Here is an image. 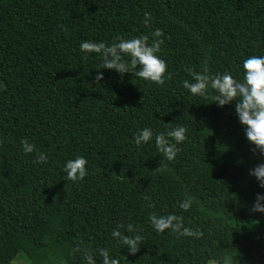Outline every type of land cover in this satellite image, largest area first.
I'll use <instances>...</instances> for the list:
<instances>
[{
	"label": "trees",
	"instance_id": "1",
	"mask_svg": "<svg viewBox=\"0 0 264 264\" xmlns=\"http://www.w3.org/2000/svg\"><path fill=\"white\" fill-rule=\"evenodd\" d=\"M157 28L164 86L100 69V54L80 50L140 36L151 45ZM251 56H264V0H0V264H86L77 247L97 264L101 248L120 264H264V213L251 211L264 188L249 175L264 156L235 102L221 108L214 90L205 99L183 87L195 82L186 68L205 66L243 82ZM177 126L187 140L168 161L155 137ZM145 127L153 137L137 146ZM38 152L47 163H33ZM78 156L88 175L72 182L64 167ZM150 214L181 216L203 236L158 233ZM129 223L136 231H121L142 237L135 255L112 236Z\"/></svg>",
	"mask_w": 264,
	"mask_h": 264
},
{
	"label": "clouds",
	"instance_id": "2",
	"mask_svg": "<svg viewBox=\"0 0 264 264\" xmlns=\"http://www.w3.org/2000/svg\"><path fill=\"white\" fill-rule=\"evenodd\" d=\"M144 23L148 24L151 19L150 13H145ZM153 36L156 38L149 45L148 36H140L132 39L119 38L118 43L111 46L103 42L84 41L80 44V50L85 53H97L103 57L100 69L115 70L121 75L132 73L138 78L155 83L158 86H164L166 79H170L167 74V63L161 59L157 53L160 46L164 43L160 37L164 36L161 29L157 28ZM130 57L126 61L125 57ZM139 70H136V69ZM244 79L243 82L234 79L233 76L225 72L210 75L205 66L201 72L194 71L192 68L185 70L193 77L195 82L183 81V87L190 91L194 96L208 98L209 89L214 90L217 94L212 97L215 103L221 108L225 105H231L235 102V112L240 123L245 126V134L248 141L255 145L251 151L253 154L259 152L264 156V56H251L243 61ZM98 71L95 77L96 81L103 80V74ZM6 86L0 82V91L5 90ZM187 129L184 126H177L165 134L161 133L155 137V144L160 153L168 160L176 158L180 149L178 144L187 140ZM153 137L150 128H143L134 137L137 146L148 143ZM171 138V139H169ZM175 141V143H173ZM2 143V141H0ZM23 150L26 154L33 153L35 145L30 144L26 139L21 141ZM33 163H47V156L43 152H38ZM88 161L78 156L74 160L66 162L64 171L67 173V180L72 182L83 181L88 175L86 165ZM249 175L255 176L261 188H264V163L257 165L254 169L249 170ZM194 198L188 197L180 203L179 207L188 211L191 208ZM251 211L264 213V195L257 194L256 201ZM149 220L158 233L170 230L180 236H189L200 238L203 233L199 230L193 231L183 224V217L174 214L158 216L150 214ZM121 229L127 233H133L136 228L131 224H119L113 230L112 236L123 245L127 246L128 252L135 255L140 251L142 237L140 235L130 236L124 234ZM75 252H81L86 264H97L94 253L91 249H82L77 247ZM102 258L100 264H120L116 258L110 257L107 248L98 250ZM222 264H232V258L225 255Z\"/></svg>",
	"mask_w": 264,
	"mask_h": 264
},
{
	"label": "rangeland",
	"instance_id": "3",
	"mask_svg": "<svg viewBox=\"0 0 264 264\" xmlns=\"http://www.w3.org/2000/svg\"><path fill=\"white\" fill-rule=\"evenodd\" d=\"M11 264H25V260L20 255H14L11 257ZM208 264H214L213 262H210Z\"/></svg>",
	"mask_w": 264,
	"mask_h": 264
}]
</instances>
